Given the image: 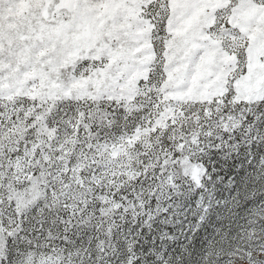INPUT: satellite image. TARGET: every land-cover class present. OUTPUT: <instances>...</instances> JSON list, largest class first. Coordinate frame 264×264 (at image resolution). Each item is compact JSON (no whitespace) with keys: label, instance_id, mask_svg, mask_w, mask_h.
Returning <instances> with one entry per match:
<instances>
[{"label":"snow or ice","instance_id":"1","mask_svg":"<svg viewBox=\"0 0 264 264\" xmlns=\"http://www.w3.org/2000/svg\"><path fill=\"white\" fill-rule=\"evenodd\" d=\"M0 264H264V0H0Z\"/></svg>","mask_w":264,"mask_h":264}]
</instances>
